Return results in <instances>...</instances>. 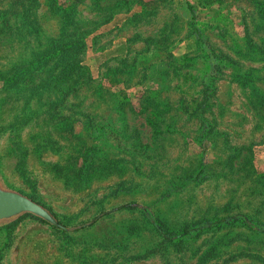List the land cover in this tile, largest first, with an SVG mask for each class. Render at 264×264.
I'll return each mask as SVG.
<instances>
[{
  "label": "rangeland",
  "instance_id": "obj_1",
  "mask_svg": "<svg viewBox=\"0 0 264 264\" xmlns=\"http://www.w3.org/2000/svg\"><path fill=\"white\" fill-rule=\"evenodd\" d=\"M0 182V264H264V0H0Z\"/></svg>",
  "mask_w": 264,
  "mask_h": 264
},
{
  "label": "water",
  "instance_id": "obj_2",
  "mask_svg": "<svg viewBox=\"0 0 264 264\" xmlns=\"http://www.w3.org/2000/svg\"><path fill=\"white\" fill-rule=\"evenodd\" d=\"M25 214L39 218L51 226L67 230L47 209L26 196L6 189L0 182V224L12 222Z\"/></svg>",
  "mask_w": 264,
  "mask_h": 264
},
{
  "label": "trees",
  "instance_id": "obj_3",
  "mask_svg": "<svg viewBox=\"0 0 264 264\" xmlns=\"http://www.w3.org/2000/svg\"><path fill=\"white\" fill-rule=\"evenodd\" d=\"M71 47H73V45H71ZM71 51V50H70ZM53 84H54V82H53ZM29 215V214H28ZM225 221H229V220H225Z\"/></svg>",
  "mask_w": 264,
  "mask_h": 264
}]
</instances>
